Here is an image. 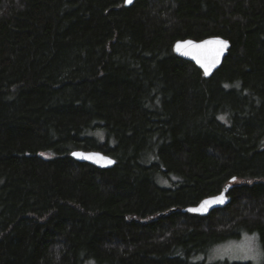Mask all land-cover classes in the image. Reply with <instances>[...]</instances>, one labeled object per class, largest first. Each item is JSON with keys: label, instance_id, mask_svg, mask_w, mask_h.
<instances>
[{"label": "trees", "instance_id": "16d2710c", "mask_svg": "<svg viewBox=\"0 0 264 264\" xmlns=\"http://www.w3.org/2000/svg\"><path fill=\"white\" fill-rule=\"evenodd\" d=\"M125 1L0 0V264L264 247V0ZM210 37L231 49L206 78L174 45ZM227 185L225 208L183 212Z\"/></svg>", "mask_w": 264, "mask_h": 264}, {"label": "water", "instance_id": "95a60500", "mask_svg": "<svg viewBox=\"0 0 264 264\" xmlns=\"http://www.w3.org/2000/svg\"><path fill=\"white\" fill-rule=\"evenodd\" d=\"M137 0H132V3L129 4L127 3V0L125 1V6L126 7H131ZM209 40H222V41H226L227 42V46L224 48L223 53L221 54L219 61L211 68L209 74H205L204 68L201 66L200 63L197 62V60L195 58H193V56L191 55H184V48L182 47L180 51L177 50V45H184L186 42L188 41H192L194 44H200L204 41H209ZM231 49V44L228 40L222 38V37H210V38H206L202 41H195L192 39H187V40H182V41H178L175 43L174 45V51L175 53L194 63L198 68H200L203 72L206 78H211L215 72L217 70L220 69V67L222 66L225 58L228 56L229 50ZM74 154H79V155H74ZM71 156L80 161V162H84V163H89L91 165H95L98 168L101 169H111L116 165V160L113 159L110 156L104 155L101 152H96V151H91V152H86V151H82V150H77L72 152ZM235 179L232 180V182H234ZM231 189V185H227L224 190L222 191L221 194L216 195V196H212L209 198H206L205 200H203L202 202H200L198 205L196 206H191L188 207L186 209L183 210L184 213H191V214H195V215H199L202 217H207L209 216L214 210L217 209H222L225 208L227 205H229L231 203V198L228 196L229 190ZM208 201L209 203L205 204L204 202Z\"/></svg>", "mask_w": 264, "mask_h": 264}, {"label": "rangeland", "instance_id": "374dc122", "mask_svg": "<svg viewBox=\"0 0 264 264\" xmlns=\"http://www.w3.org/2000/svg\"><path fill=\"white\" fill-rule=\"evenodd\" d=\"M223 119L224 118L221 117L222 121H224ZM173 178L174 177L171 179ZM162 179L163 178L160 176L157 178L158 183L160 185L162 184L161 186L169 184V186H171L172 182L170 179L168 180L170 182H163L161 181ZM200 261H206L209 264L220 261H229L232 263L264 264V247L258 234L244 233L241 238L229 240L225 243L215 246L206 255H202L194 259V262ZM89 263L95 264L94 262Z\"/></svg>", "mask_w": 264, "mask_h": 264}, {"label": "snow or ice", "instance_id": "6c2138e0", "mask_svg": "<svg viewBox=\"0 0 264 264\" xmlns=\"http://www.w3.org/2000/svg\"><path fill=\"white\" fill-rule=\"evenodd\" d=\"M127 3L131 4L132 0H127ZM226 46L227 42L222 40H209L200 44H194L192 41H188L184 45H177V50L180 51L183 47L185 49L183 54L193 56L204 68L205 74L207 75L211 68L219 61ZM204 203L207 204L209 202L205 201Z\"/></svg>", "mask_w": 264, "mask_h": 264}]
</instances>
